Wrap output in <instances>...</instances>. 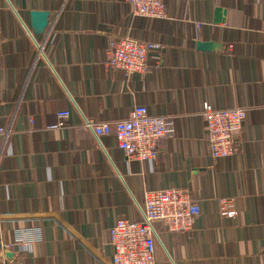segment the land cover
<instances>
[{"label": "crops", "instance_id": "1", "mask_svg": "<svg viewBox=\"0 0 264 264\" xmlns=\"http://www.w3.org/2000/svg\"><path fill=\"white\" fill-rule=\"evenodd\" d=\"M165 3L168 18L151 20L124 0H0V264H111V227L141 221L134 200L144 191L170 188L201 215L190 233L156 225L157 264H264V0ZM33 11L51 14L41 35ZM122 38L158 46L146 74L103 67ZM204 103L248 109L228 159L210 154ZM137 106L173 130L154 161H130L114 137L100 144L83 126L128 119ZM63 111L67 126L51 129ZM221 197L237 217L218 215ZM36 227L43 241L5 249L13 231Z\"/></svg>", "mask_w": 264, "mask_h": 264}, {"label": "built area", "instance_id": "2", "mask_svg": "<svg viewBox=\"0 0 264 264\" xmlns=\"http://www.w3.org/2000/svg\"><path fill=\"white\" fill-rule=\"evenodd\" d=\"M131 5L134 15L144 19L165 20L168 18L165 0H124ZM158 46L149 41L122 38L115 42L107 54L103 67L110 71H121L127 79L135 74H146L150 54ZM4 87L0 83V99ZM248 109L237 107L217 109L204 103L199 117L206 130L207 144L213 159H228L234 156L238 137L247 118ZM70 113H57V123L53 130L67 126ZM83 126L95 139L112 136L117 148L133 162L145 163L158 158V144L168 137L172 128L163 117L152 116L144 106L134 107L130 117L113 122H97L84 117ZM6 135L0 127V137ZM141 211V221L132 222L119 219L109 230V244L114 250L111 264H157L155 259L156 243L159 234L157 224H162L170 233L185 234L194 230L201 215L200 204L193 201L184 189L144 191L141 201L134 200ZM217 213L222 219L238 216L234 199H217ZM43 241L42 230L24 228L13 231V242L6 250L25 249Z\"/></svg>", "mask_w": 264, "mask_h": 264}, {"label": "water", "instance_id": "3", "mask_svg": "<svg viewBox=\"0 0 264 264\" xmlns=\"http://www.w3.org/2000/svg\"><path fill=\"white\" fill-rule=\"evenodd\" d=\"M46 1H59V0H46ZM225 11L223 9H218L217 10V16L218 20L217 22H222L223 18L221 17L222 15L224 16ZM32 16V31L35 35H41L43 34L46 29L48 28L50 24V12L48 11H33L31 13ZM214 45L210 43H200L198 45V48L202 51H210ZM15 264V263H14Z\"/></svg>", "mask_w": 264, "mask_h": 264}]
</instances>
